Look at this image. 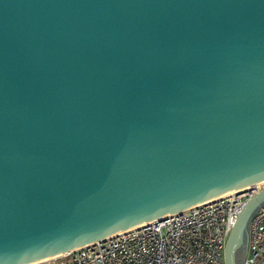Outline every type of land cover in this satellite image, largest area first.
Listing matches in <instances>:
<instances>
[{
	"label": "water",
	"instance_id": "obj_1",
	"mask_svg": "<svg viewBox=\"0 0 264 264\" xmlns=\"http://www.w3.org/2000/svg\"><path fill=\"white\" fill-rule=\"evenodd\" d=\"M262 176L264 0H0V264Z\"/></svg>",
	"mask_w": 264,
	"mask_h": 264
},
{
	"label": "built area",
	"instance_id": "obj_2",
	"mask_svg": "<svg viewBox=\"0 0 264 264\" xmlns=\"http://www.w3.org/2000/svg\"><path fill=\"white\" fill-rule=\"evenodd\" d=\"M258 186L169 213L37 264H225L227 240ZM245 249L240 264H264V204L249 220Z\"/></svg>",
	"mask_w": 264,
	"mask_h": 264
},
{
	"label": "bare ground",
	"instance_id": "obj_3",
	"mask_svg": "<svg viewBox=\"0 0 264 264\" xmlns=\"http://www.w3.org/2000/svg\"><path fill=\"white\" fill-rule=\"evenodd\" d=\"M263 183H264V176L255 178V179H253V180H251L249 182H245L243 184L229 185V186L223 188V191L220 194H218V195H216L214 197L207 198V199L202 200V201H198V202H196L195 204H193L191 206L202 204V203H206V202H211V201H214V200H217L219 198H223V197H226V196H229V195H232V194L244 192V191L249 190L253 186H258V185L263 184ZM188 207H190V206H188ZM188 207H185L183 209H186ZM183 209H180V210H183ZM176 211H179V210L178 209L170 210V211H168L166 213H163V214H161L159 216H156V217H153V218H150V219H145V220H142V221H140V222H138L136 224H133L131 226L122 228V229H120L117 232H124L126 230L142 226V225H144V224H146V223H148L150 221L157 220V219H159V218H161V217H163V216H165V215H167L169 213L176 212ZM115 233H113V234H115ZM79 246L80 245H77V246H74V247H72V248H70L68 250H65V251H60V252L53 253V254H50V255H47V256L34 258V259H31V260H28V261H23V262H20L18 264H37V263H41V262L50 260L52 258H55L57 256H60V255L64 254L65 252L69 251V250L78 248Z\"/></svg>",
	"mask_w": 264,
	"mask_h": 264
},
{
	"label": "rangeland",
	"instance_id": "obj_4",
	"mask_svg": "<svg viewBox=\"0 0 264 264\" xmlns=\"http://www.w3.org/2000/svg\"><path fill=\"white\" fill-rule=\"evenodd\" d=\"M258 187L261 190L264 187V183L260 184ZM237 255V264H240V262L244 259L246 255V249L244 245L240 247V250Z\"/></svg>",
	"mask_w": 264,
	"mask_h": 264
},
{
	"label": "flooded vegetation",
	"instance_id": "obj_5",
	"mask_svg": "<svg viewBox=\"0 0 264 264\" xmlns=\"http://www.w3.org/2000/svg\"><path fill=\"white\" fill-rule=\"evenodd\" d=\"M239 250H240V248L238 249L237 254H238ZM237 256H238V255H237Z\"/></svg>",
	"mask_w": 264,
	"mask_h": 264
},
{
	"label": "trees",
	"instance_id": "obj_6",
	"mask_svg": "<svg viewBox=\"0 0 264 264\" xmlns=\"http://www.w3.org/2000/svg\"><path fill=\"white\" fill-rule=\"evenodd\" d=\"M241 263V262H240Z\"/></svg>",
	"mask_w": 264,
	"mask_h": 264
}]
</instances>
